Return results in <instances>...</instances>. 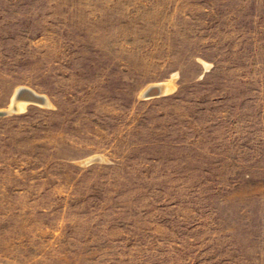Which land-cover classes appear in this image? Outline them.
I'll return each mask as SVG.
<instances>
[{
	"label": "rangeland",
	"instance_id": "374dc122",
	"mask_svg": "<svg viewBox=\"0 0 264 264\" xmlns=\"http://www.w3.org/2000/svg\"><path fill=\"white\" fill-rule=\"evenodd\" d=\"M28 88L0 264H264V0H0V110Z\"/></svg>",
	"mask_w": 264,
	"mask_h": 264
},
{
	"label": "bare ground",
	"instance_id": "6f19581e",
	"mask_svg": "<svg viewBox=\"0 0 264 264\" xmlns=\"http://www.w3.org/2000/svg\"><path fill=\"white\" fill-rule=\"evenodd\" d=\"M154 87H160V88H161V92H163V91H164V92H167V91L170 90V87L168 86V84H167V85H166V84H161V85H158V86L155 85V86L150 87L148 90H146V92L149 91V90H151V89L154 88ZM25 88H26V87H25ZM21 91H29V92L32 93V95L35 96V97H44V96H42V95L36 93L35 91L30 90L29 88H28V89H20V90H18V91L16 92L15 97L13 98L11 105H10L9 108L7 109V112H11V111H13V110H15V111H20V110L24 109V107H25L26 104L28 103V101H26V100H24V99H17L16 95H17L19 92H21ZM145 94H146V93H145ZM24 97H29V95H28V94H25ZM44 98H45V97H44ZM48 103H49V102H48V99L45 98V102H44V104H48ZM0 111H3V110H0Z\"/></svg>",
	"mask_w": 264,
	"mask_h": 264
},
{
	"label": "water",
	"instance_id": "95a60500",
	"mask_svg": "<svg viewBox=\"0 0 264 264\" xmlns=\"http://www.w3.org/2000/svg\"><path fill=\"white\" fill-rule=\"evenodd\" d=\"M161 93V88L160 87H154L151 90L147 91L145 96L146 97H152V96H157ZM25 94H28L29 97H24ZM17 99H24L30 103H36V104H44L45 98L44 97H35L30 93L29 91H21L16 95ZM12 112H16L13 110ZM10 112L7 111H0V117L8 115Z\"/></svg>",
	"mask_w": 264,
	"mask_h": 264
}]
</instances>
